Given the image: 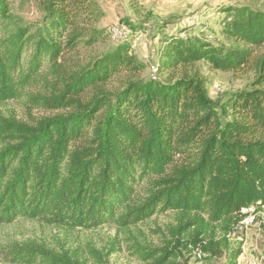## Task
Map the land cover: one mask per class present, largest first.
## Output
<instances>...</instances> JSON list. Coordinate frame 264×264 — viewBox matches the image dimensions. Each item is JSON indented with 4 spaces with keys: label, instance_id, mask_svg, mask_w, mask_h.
<instances>
[{
    "label": "trees",
    "instance_id": "trees-1",
    "mask_svg": "<svg viewBox=\"0 0 264 264\" xmlns=\"http://www.w3.org/2000/svg\"><path fill=\"white\" fill-rule=\"evenodd\" d=\"M223 11L221 38L173 37L145 80L128 40L94 52L107 39L98 0H0V101L69 109L31 124L0 116V225L75 231L173 214L150 264H187L194 251L236 264L229 235L243 209L264 207V10ZM200 63L254 80L213 100ZM3 252L13 264H82L44 245Z\"/></svg>",
    "mask_w": 264,
    "mask_h": 264
},
{
    "label": "rangeland",
    "instance_id": "rangeland-1",
    "mask_svg": "<svg viewBox=\"0 0 264 264\" xmlns=\"http://www.w3.org/2000/svg\"><path fill=\"white\" fill-rule=\"evenodd\" d=\"M104 12L97 29L106 31V41L94 52L114 50L121 42L113 40L109 29L117 22L126 24L131 32L128 41L130 52L145 65L140 77H158L156 71L162 52L173 37L188 32L202 31L209 41L221 38L223 11L227 7L249 6L264 10V0H98ZM187 29V31H185ZM208 79V89L213 100H225L234 92L244 89L254 80L253 73L237 77L231 72L210 70L197 65ZM48 92L50 89L47 90ZM66 109H46L40 99H9L0 101V116L16 118L29 124L42 117L66 114ZM252 218L246 226L230 237L232 249L241 248L236 264H264V207L249 211ZM176 218L173 214L153 217L137 225L125 227L106 223L96 229L67 231L38 220L18 218L0 225V264L6 261L3 250L14 244L44 245L58 255L70 256L82 264H150L144 259L147 249L168 247L170 228ZM187 264H228L229 254L206 261L197 251L185 253ZM183 258V259H184ZM185 260V259H184Z\"/></svg>",
    "mask_w": 264,
    "mask_h": 264
},
{
    "label": "built area",
    "instance_id": "built-area-1",
    "mask_svg": "<svg viewBox=\"0 0 264 264\" xmlns=\"http://www.w3.org/2000/svg\"><path fill=\"white\" fill-rule=\"evenodd\" d=\"M131 30L130 28L124 24L123 22H117L109 29V35L113 40H118L119 42L127 41L129 38ZM252 208V207H251ZM251 208L243 209V212L247 214V216L244 218V220L239 224V226L236 228V230L231 233L229 236H234L238 231L243 229L244 226H246L250 221H252V218H249V211ZM199 254H201L199 251H197Z\"/></svg>",
    "mask_w": 264,
    "mask_h": 264
}]
</instances>
